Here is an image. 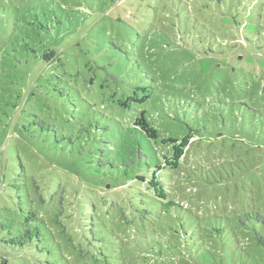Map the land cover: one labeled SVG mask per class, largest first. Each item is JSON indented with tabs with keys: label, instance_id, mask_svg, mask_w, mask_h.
Listing matches in <instances>:
<instances>
[{
	"label": "rangeland",
	"instance_id": "obj_1",
	"mask_svg": "<svg viewBox=\"0 0 264 264\" xmlns=\"http://www.w3.org/2000/svg\"><path fill=\"white\" fill-rule=\"evenodd\" d=\"M134 125L187 210L134 234L112 208L125 264L231 262L217 228L264 205V0H0V264H44L39 242L8 243L31 208L48 222L61 208L36 184L96 186ZM49 225L67 264H94Z\"/></svg>",
	"mask_w": 264,
	"mask_h": 264
},
{
	"label": "trees",
	"instance_id": "obj_2",
	"mask_svg": "<svg viewBox=\"0 0 264 264\" xmlns=\"http://www.w3.org/2000/svg\"><path fill=\"white\" fill-rule=\"evenodd\" d=\"M54 56L55 52L44 55L47 59ZM132 101L133 98H128L125 102ZM144 119L143 115L142 120L137 122L143 125ZM148 132L139 125H134L114 136L109 142V154L99 162L107 170L101 181L96 182V186L87 188L71 179L65 184H59L58 188L49 181H45L44 186L36 184L41 202L47 203L48 207L58 202L61 207L57 209V213L52 214L53 218L49 222L60 224V231L69 235L72 244L74 243L73 247L81 251L82 256H88L89 261L94 264L126 263L122 247L126 244L117 242V230L109 223L112 208L120 209L127 226L134 234L143 223H151L160 214V210L163 213L176 209L187 210L181 204L169 200L165 186L173 174L165 169L157 150V157L161 159L162 165L152 168L143 140L152 143L157 137L155 133ZM153 193L157 194L156 197L152 196ZM254 198L249 197L248 200L253 201ZM246 202L249 203L247 200ZM48 207L44 211L51 214L52 210H48ZM28 211L25 213V229L19 236L11 237L8 243L31 247L37 241L41 247H37L38 252L43 255L41 262L67 264L61 249L62 243L55 241V231L50 228L49 222L41 219L36 210L31 208ZM232 216L233 218H227V222H224L226 226L217 228L218 233L222 237L227 234L224 237L232 243V261H226L222 255V259L216 260V264H264V205L261 209L237 211ZM139 234L142 237V233Z\"/></svg>",
	"mask_w": 264,
	"mask_h": 264
}]
</instances>
